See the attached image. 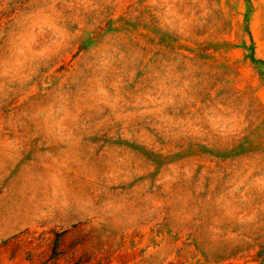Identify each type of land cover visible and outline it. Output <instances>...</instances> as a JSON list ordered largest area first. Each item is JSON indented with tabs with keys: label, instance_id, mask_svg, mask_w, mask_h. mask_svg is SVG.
Returning a JSON list of instances; mask_svg holds the SVG:
<instances>
[{
	"label": "rangeland",
	"instance_id": "obj_1",
	"mask_svg": "<svg viewBox=\"0 0 264 264\" xmlns=\"http://www.w3.org/2000/svg\"><path fill=\"white\" fill-rule=\"evenodd\" d=\"M0 264H264V0H0Z\"/></svg>",
	"mask_w": 264,
	"mask_h": 264
}]
</instances>
